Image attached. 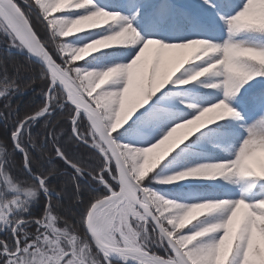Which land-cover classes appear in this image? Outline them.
<instances>
[{
	"label": "snow or ice",
	"instance_id": "snow-or-ice-1",
	"mask_svg": "<svg viewBox=\"0 0 264 264\" xmlns=\"http://www.w3.org/2000/svg\"><path fill=\"white\" fill-rule=\"evenodd\" d=\"M0 37V264H264V0H0Z\"/></svg>",
	"mask_w": 264,
	"mask_h": 264
},
{
	"label": "trees",
	"instance_id": "trees-1",
	"mask_svg": "<svg viewBox=\"0 0 264 264\" xmlns=\"http://www.w3.org/2000/svg\"><path fill=\"white\" fill-rule=\"evenodd\" d=\"M18 3H22V0H17ZM34 27L36 28V30L38 32H43V26L40 25L37 21H35V19H33L32 21ZM0 58L6 59V60H16L18 62H27L28 61V57L26 54L20 53L18 51H16L15 49L13 50H9L6 46V44L4 43V38L0 37ZM31 92V91H29ZM28 92V93H29ZM39 92V89L36 90V92H32V94H26L23 98H22V104H21V111H23L25 109L26 106H35L38 105L40 103H42V98L37 94ZM60 131V130H58ZM70 132V125L65 122L63 124V129L61 132V135L63 136L64 140L67 141V136L64 135L65 133H69ZM6 138V132L5 129L0 128V139H4ZM72 150H76L78 151L79 155L85 159L88 158V156L90 155V149H88L85 146H79L76 143H72L71 145ZM58 164L62 165L61 161L57 162ZM69 173L71 172V170H68ZM60 183H63V180L59 181ZM42 197H41V201H42Z\"/></svg>",
	"mask_w": 264,
	"mask_h": 264
},
{
	"label": "bare ground",
	"instance_id": "bare-ground-1",
	"mask_svg": "<svg viewBox=\"0 0 264 264\" xmlns=\"http://www.w3.org/2000/svg\"><path fill=\"white\" fill-rule=\"evenodd\" d=\"M28 94L30 95V94H32V92H29Z\"/></svg>",
	"mask_w": 264,
	"mask_h": 264
}]
</instances>
